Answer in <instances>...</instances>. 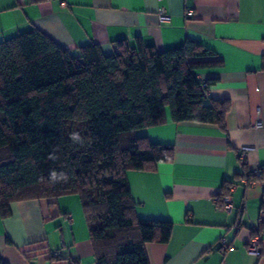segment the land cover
<instances>
[{"label":"crops","instance_id":"crops-1","mask_svg":"<svg viewBox=\"0 0 264 264\" xmlns=\"http://www.w3.org/2000/svg\"><path fill=\"white\" fill-rule=\"evenodd\" d=\"M162 10L169 21L159 19ZM34 27L75 54L90 43L111 52L116 40L137 37L159 51L190 38L217 54L222 67L197 73L215 80L210 99L230 101L226 129L174 122L167 109L166 123L141 130L152 142L174 145L175 155L156 171L128 173L135 213L173 223L168 242L146 244L150 264H264V242L261 256L248 252L252 231L262 223L264 178L247 184L241 176L264 169V0H0V42ZM244 146L253 148L245 161ZM226 184L235 185L231 213L213 200ZM11 210L7 218L0 214L3 263L95 264L78 195L61 196L55 205L47 199L15 201ZM35 243L59 258L43 252L28 258L24 250Z\"/></svg>","mask_w":264,"mask_h":264},{"label":"trees","instance_id":"trees-1","mask_svg":"<svg viewBox=\"0 0 264 264\" xmlns=\"http://www.w3.org/2000/svg\"><path fill=\"white\" fill-rule=\"evenodd\" d=\"M216 57L190 38L164 51L137 37L116 40L111 52L90 43L75 54L36 27L0 42L1 216L15 201L55 205L76 194L95 264H150L146 244L168 242L173 223L138 218L128 173L156 171L175 147L139 132L166 123L167 109L174 122L226 129L230 101L210 99L215 80L203 87L197 73L222 67ZM263 231L264 220L251 237ZM42 252L59 258L36 243L24 250L30 259Z\"/></svg>","mask_w":264,"mask_h":264},{"label":"built area","instance_id":"built-area-1","mask_svg":"<svg viewBox=\"0 0 264 264\" xmlns=\"http://www.w3.org/2000/svg\"><path fill=\"white\" fill-rule=\"evenodd\" d=\"M159 19L161 21H169L171 19L170 15L166 14L163 10L160 12L159 14ZM201 78V77H200ZM201 82L203 87L207 86V82L205 79L201 78ZM209 92V89L207 90V94ZM263 126L261 121H257L255 123V127L256 128H261ZM253 148L250 146H244L241 148L240 150V155L242 160H246L247 158V154L249 151H251ZM261 175H264V169L260 168V169H256L253 170L252 172H246L244 173L242 182L249 184V180H248V176H256L259 177ZM235 185L230 186L229 191L231 192L234 189ZM215 202L218 203V205L220 206V208L228 213H231L235 208V203H234V199L232 197L231 194L229 195H223V196H217L213 199ZM246 209L245 205H242L239 207L240 212H244ZM262 220H264V214H262ZM241 226L240 224H237L235 226V230L236 232H238L240 230ZM263 242H264V231L260 234H256L255 236L251 237L249 244H248V252L250 254H254V255H258L261 256L263 253ZM230 247L228 246L227 242L225 240H223V246H222V250L223 251H227Z\"/></svg>","mask_w":264,"mask_h":264},{"label":"clouds","instance_id":"clouds-1","mask_svg":"<svg viewBox=\"0 0 264 264\" xmlns=\"http://www.w3.org/2000/svg\"><path fill=\"white\" fill-rule=\"evenodd\" d=\"M53 176H55V174L53 173Z\"/></svg>","mask_w":264,"mask_h":264}]
</instances>
